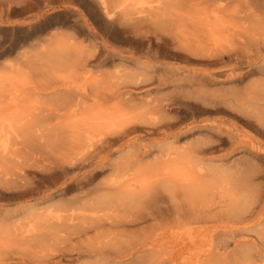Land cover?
I'll list each match as a JSON object with an SVG mask.
<instances>
[{
	"label": "rangeland",
	"instance_id": "rangeland-1",
	"mask_svg": "<svg viewBox=\"0 0 264 264\" xmlns=\"http://www.w3.org/2000/svg\"><path fill=\"white\" fill-rule=\"evenodd\" d=\"M245 1L11 0L0 8V83L10 91L0 100L11 104L0 108V126L9 129V125L15 128L19 124L12 92L20 87L28 106L37 105L41 115L67 121L82 138L90 135L94 141L131 115L117 117L111 110L120 104L119 97L105 103L100 99L107 93L106 87L128 85L127 95L133 97L130 103L137 110L152 98L175 101L165 119L176 122L179 141L173 129L149 132L139 128L98 147L84 165L61 174L59 182L69 178L74 187L76 179L93 171V180L85 189L123 181L136 190L161 162L164 148L180 153L184 147L215 146L170 165L181 177L180 193L175 200L162 199L168 211L156 219L127 228L106 223L79 238L51 237L49 242L37 244L14 235L5 224L7 217L36 204L38 212H58L56 206L45 210L44 201L51 197L58 203L81 193L74 187L65 198L56 190L49 197L52 187L35 173L41 162L28 165L31 170L25 179L13 184L0 181V264H214L241 261L244 251L252 254L254 264H264V103H238L233 96L238 90L264 87V20L260 19V30L252 22L244 24L238 12ZM257 1L264 4V0ZM244 31L254 35L256 43L244 42ZM25 74H33L32 79ZM43 75L51 78L43 79ZM209 75L219 77L220 82L197 85ZM203 88L211 94L202 93ZM61 91L77 98L78 93H85L83 107L73 113L60 111ZM218 95L225 99L219 100ZM202 123L217 124L232 137L224 131L195 127ZM7 142L0 135V146ZM256 146L262 148L261 155L250 152ZM144 149L151 153L139 157ZM137 155L140 159L127 174L116 173L117 165ZM3 162L0 160V166ZM197 178L203 196L200 198L199 190L193 202L198 212L195 216L189 199H195L190 183ZM245 180L251 199L235 210ZM36 186L40 194L20 193ZM128 210L105 211V216L132 212Z\"/></svg>",
	"mask_w": 264,
	"mask_h": 264
},
{
	"label": "bare ground",
	"instance_id": "bare-ground-1",
	"mask_svg": "<svg viewBox=\"0 0 264 264\" xmlns=\"http://www.w3.org/2000/svg\"><path fill=\"white\" fill-rule=\"evenodd\" d=\"M10 1L11 0H0V8L4 7L5 5H8ZM155 7H158V5H156ZM218 8L221 9V5L218 4ZM229 10L231 11V9ZM214 14L213 17L215 18ZM238 14H240L241 17L239 19L243 20L244 24L247 21L252 22L254 25L258 26L257 28H259L260 30V19L264 20V4L259 3L257 0H246L244 2L243 9L241 10V12H238ZM244 32L246 34V31ZM241 36V38H244L243 40L247 44L256 43L257 41L255 40L257 38H255L254 35L249 36L246 34V36ZM86 63L87 62H84L83 65H86ZM73 67L78 69V63H74ZM38 73L40 74V71H38ZM39 74L36 75L38 76ZM24 76L32 79L33 74H25ZM48 76L43 75V79H46L45 77H47V79L51 78V76ZM2 77L4 78V76ZM205 77L206 79L197 82L198 86H207L206 84L214 85L220 82V79L217 76L209 75V77ZM29 83H32V81ZM113 87L114 86L106 87L107 93H105L103 95V98L100 99L105 103L106 101L119 97L121 99L120 104L117 106H113L111 110L119 114L117 117H123L128 114L131 115L129 116V118L122 120V124L116 126L115 128H113L112 131L108 132L102 138H99L95 141L93 140V138L89 137L90 135L82 138L78 130L74 128L73 125L68 124L67 121H58L57 119H55L56 117L52 114H47L46 116L41 115L40 107H38L37 105L28 106L26 97H24V94H22L24 93L22 87H20L14 92L11 91L14 95L13 98L15 100L14 105L16 106V119L20 125H16L15 128L13 125H9V129L0 126V135H4L5 139L8 141L7 143H3L2 146H0V160L2 162L4 161L2 163V166H0V181L4 183H12L20 178H24L26 177L25 174L29 173L31 170L28 168V165L33 166L41 162V169L39 171H35V173L40 174V177L41 179H43V182H47V184L52 187V190L48 189L49 197L52 196L55 192H59L58 196L60 198L68 196L69 192L74 187L78 188L79 192L81 193L80 195L78 194V196L75 197H64V201L60 199L61 202L59 201L58 203H54L51 200V197L49 198L50 200L47 199L46 201H44L45 210L50 207L56 206L57 209L55 211L58 212H38L36 211V209L38 208V205L36 204L28 211L16 212L12 215H9L5 221V224L12 229V233L14 235H17L24 240H34L35 244H37L42 242H49V239L51 237L62 236L64 238H70L73 236L79 238L90 230L99 229L106 223H108V225L111 227L127 228L129 226H136L140 223H144L148 220L156 219V217H159L168 211V208H165L163 206L164 202L162 201V199L168 196L171 199L175 200L178 198L180 193L177 187L179 182L182 181L180 179L181 177L178 176L177 172L174 171L170 165L177 161H180L181 158L186 155L188 157L190 156L191 158L192 156L194 157L195 155L204 153L206 151L208 152L215 148L214 145L210 144H207V146L205 144L206 147L199 145L192 147L189 146L184 147L183 151H181L180 153H178L176 149L170 150L172 148L171 146H169L171 147L170 149L164 148L161 154V162L156 164L149 171L148 180L146 181V183L136 186V190L126 187L123 181L109 182L103 185L100 184L91 189H85L86 186L90 185L93 180V171H89V173L83 176V178L81 179H76L74 181V187H72V182L69 178L59 182V179L62 176L61 174L64 175V172H66V170L68 169L84 165L87 158H89V156L91 155L90 153L95 151L98 147L103 148V146L107 145L110 141L119 139L120 136H123V134H128L129 132L135 131L139 128H144L149 132L157 131L159 128L162 127L164 130L173 129L174 131H172V133L175 136L177 135L175 138L178 140L180 130L178 128L175 129L176 122L174 120L171 121L165 119V117L168 116L167 112L169 110V107L173 103H175V101L170 102V100L164 101V99L161 98H152L151 101H147L145 103V107L143 109L137 110V107L130 103L133 100V97L131 95H127L128 85L124 84V86L122 87H117L115 85L116 88ZM33 88L36 89L37 87L32 86V89ZM47 88L51 87L47 86ZM200 91L202 93H206V95L209 94L207 93V91H205V88L200 89ZM7 94H10V91L6 89V86L3 83H0V99L7 97ZM78 94L80 95V98H77V95L72 96V93H70L69 91H61V93L59 94V104H57L60 111H67L73 113L77 112L80 107H83V98L86 96V94ZM233 96L234 100L238 103L242 100H245L244 102L259 105L261 103H264V87L261 86L260 88L256 85L251 88L249 87L248 89H246L245 92H241L238 90L237 92L233 93ZM215 97H218L219 100L225 99V96L218 95ZM2 100H0V108H8L11 106V104L9 103L4 104L5 102ZM84 118L85 117H83V119ZM144 124H149L152 127H145ZM195 127H197L199 130H206L210 132L224 131L219 125L214 123H202L200 126ZM193 128H191L190 130H192ZM224 132H226L227 136L232 137L229 131ZM9 144H12L10 150ZM88 147L90 150L88 149ZM85 148L86 151L81 154V152ZM253 148L254 151L252 150L250 152H253L254 155H261V147L256 146ZM70 153H74L75 156L70 157ZM150 153L151 150L144 149L140 153L139 157L148 156ZM41 156H43V158ZM139 157L137 155L129 156L128 158H126L124 161H122L119 165L116 166V173L118 175L127 174V172L131 170L135 162L140 159ZM17 158H22V160H18ZM109 176H107V178ZM247 184L248 183L245 180L243 185L239 188L240 200L238 199L237 203L234 204L233 207L235 210L238 209L240 203L242 205L246 202L245 200H248L249 198L251 199V190L248 189ZM190 185L192 191H194L193 195L195 199H188L190 204L192 205L191 211L196 216L198 212L197 209L193 206V202L196 203L197 198L199 196L200 198L203 196L201 195L203 193V188L202 190H200L202 184L199 178L194 180L192 179ZM54 190L56 191L53 193ZM34 192L36 194L41 193L37 186L34 188H26L20 193L22 195H32V193ZM198 192L200 194L199 196ZM229 199L231 200L230 197ZM175 208L179 213V207ZM127 209H130L128 211L132 212L127 211L128 214H122L120 216L114 214L108 218H106L105 216L107 215L106 212L109 211L113 213H118L119 210L126 211ZM116 235L117 234L114 233V237ZM114 237H112L111 239H114ZM61 240L63 241V239ZM146 244L147 243L145 242L144 245ZM128 246L130 247V245ZM130 249H134V247L132 246L130 247ZM241 256V261H221L216 263L214 262V264H254L253 256L252 254H250L249 251L242 252Z\"/></svg>",
	"mask_w": 264,
	"mask_h": 264
}]
</instances>
